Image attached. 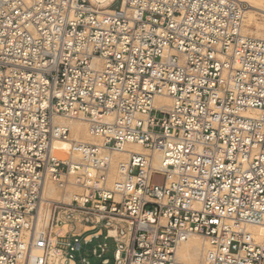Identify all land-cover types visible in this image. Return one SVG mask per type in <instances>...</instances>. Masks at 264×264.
<instances>
[{"label": "built area", "instance_id": "1", "mask_svg": "<svg viewBox=\"0 0 264 264\" xmlns=\"http://www.w3.org/2000/svg\"><path fill=\"white\" fill-rule=\"evenodd\" d=\"M245 8L0 0V264H89L101 237L113 264H182L191 237L199 264H264L249 231L264 223V39L242 33ZM74 121L94 141H72ZM48 180L62 198L33 254Z\"/></svg>", "mask_w": 264, "mask_h": 264}, {"label": "bare ground", "instance_id": "2", "mask_svg": "<svg viewBox=\"0 0 264 264\" xmlns=\"http://www.w3.org/2000/svg\"><path fill=\"white\" fill-rule=\"evenodd\" d=\"M115 0H89L92 5L100 7L101 9H107L110 3H113ZM237 2H245L248 4V7L244 10L243 17V29L242 33L245 32L251 33L255 32L258 34L259 31H264V25H260L257 22L256 16L259 15L264 17V0H235ZM260 36H264L263 34ZM166 104L169 103L168 100H159ZM60 122H63L60 120ZM67 127L70 131V139L72 141L80 142H91L94 141L87 132V127L84 123L79 121L68 122ZM71 146L69 142H56L52 148V154L55 157H58L61 160H66L70 154ZM128 151L135 153H143V150L139 146H131L128 148ZM127 154L118 156L117 158L125 159ZM62 198L60 192L56 189V186L53 185L51 181H47L44 190H43V200L40 207L39 215L36 221L35 231L32 235L33 238V254H37L41 248V240L43 237L42 228L46 227L47 218L49 214V201H58ZM67 198V197H66ZM249 231H254L256 234V240L259 242H264V223L259 227L249 228ZM204 247V241L198 240L195 237L189 238L181 246L178 247L176 252L177 260L182 264H199L201 260V251Z\"/></svg>", "mask_w": 264, "mask_h": 264}, {"label": "rangeland", "instance_id": "3", "mask_svg": "<svg viewBox=\"0 0 264 264\" xmlns=\"http://www.w3.org/2000/svg\"><path fill=\"white\" fill-rule=\"evenodd\" d=\"M240 3H244V5L246 7H248V4L247 3H245V2H240ZM119 4H120V0H115V1H113V3H110L109 7H107L106 10H113L115 8H118L119 7ZM256 18H257V22L260 25H264V17H261V16L257 15ZM243 29H245L244 26H243ZM245 34L247 36H250V37L264 39V36H260V34L261 35L262 34L264 35V31H259L258 34H256L255 32H251V33L245 32ZM153 179L155 181H159L160 177L159 176H154ZM53 185H54V183H53ZM195 238H197L198 240H202L200 237H195ZM97 244H106V251H105V253L100 258L92 255V253L90 251L91 248L96 247ZM114 248H115V245H114V242L112 240H110V239H104L103 237H101L99 239L94 240L86 248L83 256L86 259V261L89 262V264H101V261L102 260H106V259L109 260V264H113V251H114Z\"/></svg>", "mask_w": 264, "mask_h": 264}]
</instances>
